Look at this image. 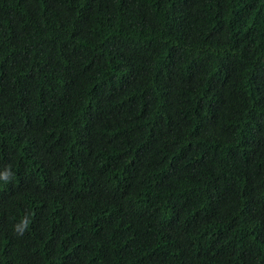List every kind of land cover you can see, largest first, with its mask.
Listing matches in <instances>:
<instances>
[{"label":"trees","instance_id":"1","mask_svg":"<svg viewBox=\"0 0 264 264\" xmlns=\"http://www.w3.org/2000/svg\"><path fill=\"white\" fill-rule=\"evenodd\" d=\"M6 168L0 264H264V0H0Z\"/></svg>","mask_w":264,"mask_h":264},{"label":"clouds","instance_id":"2","mask_svg":"<svg viewBox=\"0 0 264 264\" xmlns=\"http://www.w3.org/2000/svg\"><path fill=\"white\" fill-rule=\"evenodd\" d=\"M10 175V169L6 168L4 171L0 172V180L7 181ZM29 222L30 218L25 217L18 224L14 225V231L19 235H23L24 231L28 228Z\"/></svg>","mask_w":264,"mask_h":264}]
</instances>
